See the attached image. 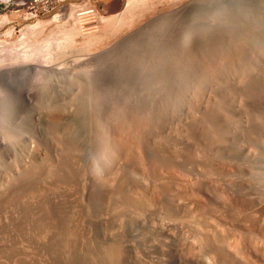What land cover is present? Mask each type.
<instances>
[{
  "label": "rangeland",
  "instance_id": "374dc122",
  "mask_svg": "<svg viewBox=\"0 0 264 264\" xmlns=\"http://www.w3.org/2000/svg\"><path fill=\"white\" fill-rule=\"evenodd\" d=\"M81 1L0 0V48L48 41L33 61L50 68L24 92L0 87V264H57L70 242L69 264L74 241L75 264H264V0H122L115 13L91 0L96 14ZM102 244L125 249L104 260Z\"/></svg>",
  "mask_w": 264,
  "mask_h": 264
},
{
  "label": "bare ground",
  "instance_id": "6f19581e",
  "mask_svg": "<svg viewBox=\"0 0 264 264\" xmlns=\"http://www.w3.org/2000/svg\"><path fill=\"white\" fill-rule=\"evenodd\" d=\"M132 1H133V0H128V2H127L128 4L126 3L127 6H129V5L132 3ZM124 10H128V7H127V9L125 8ZM200 12H201V11H200ZM0 15H1V14H0ZM219 15H220V14H216V12H215V14H212V15H211V21L213 22L214 18H216V17L219 18ZM1 17H2V21H3V22H4V21H8V19H9V18L6 19V18H7L6 15H3V16H1ZM0 19H1V18H0ZM4 23H5V22H4ZM203 23H204V22H203ZM1 24H2V23H1ZM34 27H35V26H33V28H34ZM27 28H28V27H27ZM27 28H26V30H27ZM24 29H25V28H24ZM28 29H30V28H28ZM9 30H10V29H9ZM63 30H64V34H62V35H63V37L66 36L65 39H66V38L68 39V36L71 35V34L74 32V29H73L72 27L67 28V29L65 28V29H63ZM63 30H62V31H63ZM24 31H25V30H24ZM30 31H31V29L29 30V32H30ZM32 31H33V30H32ZM60 31H61V30H60ZM5 32H6V31H5ZM5 32H4V33H5ZM8 32H9V31H8ZM29 32H28V33H29ZM10 33H11V32H10ZM23 33H24V32H23ZM25 33H26V32H25ZM5 34H6V33H5ZM30 34H31V33H30ZM7 35H10V34L7 33ZM26 35H27V33H26ZM64 35H65V36H64ZM23 36H24V34L22 35V32H21V37H23ZM29 36H30V35H29ZM60 36H61V35H60ZM26 38H27V37H26ZM26 38H23V40H16L17 42L19 41L18 43L8 44V45L3 46V47L0 48V87H3V88H5V89H7L8 92H10V91L12 92V90H17V92H24V91H26V90L28 89V88H27V87H28L27 84H29V83H27V80H28V82H30V81H31L30 79L33 78V77H32L33 75H32L30 72H31V71H33V73H34V72H36V73L38 72V74H39V72H41V71L47 69V66L44 65V64H42L39 60H38L39 63H36V62H34L33 60H34V56L38 55L37 57H39V56H40L39 54H40V53L42 54L43 51L46 50V48H47V46H48V45H47L48 41H47V42H46V41H44V42H41V41H40V44H37L36 46H33V45H31V43H30V42H31L30 39L27 40ZM61 38H62V37H61ZM5 39H6V38H5ZM5 39H4V40H5ZM7 39H8V38H7ZM25 39H26L27 41H29V43H28ZM44 39H45V38H44ZM48 39H49V37H48ZM65 39H63V40L65 41ZM69 39H70V38H69ZM69 39H68V40H69ZM71 39H72V38H71ZM2 40H3V39H2ZM2 40H1V41H2ZM4 40H3V41H4ZM240 40H241V39H240ZM3 41H2V42H3ZM42 41H43V40H42ZM49 41H50V40H49ZM241 41H242V40H241ZM244 41H245V40H244ZM2 42H1V43H2ZM14 42H15V40H14ZM8 43H9V40H8ZM38 43H39V42H38ZM238 43H239V42H238ZM2 44H3V43H2ZM2 44H1V46H2ZM4 44H5V43H4ZM34 44H35V43H34ZM48 44H49V43H48ZM50 44H51V43H50ZM219 44H220V43H219ZM18 45H21V47L19 46V48H18V47H17ZM241 46H242V44H241ZM246 46H247V45H246ZM246 46H244V47H246ZM239 48H240V47H239ZM217 49H218V48H217ZM240 49H241V48H240ZM242 50H243V49H242ZM46 51H47V50H46ZM216 51H217V50H216ZM239 51H240V50H239ZM237 52H238V51H237ZM237 52H235V54H236ZM242 52H243V51H242ZM7 53H8V54L10 53V54L8 55V57L6 56ZM27 53H28V54H27ZM238 53H239V52H238ZM238 53H237V54H238ZM19 54H20V55H19ZM44 54H45V51H44ZM216 54H217V53H216ZM233 54H234V53H233ZM237 54H236V55H237ZM239 54H240V53H239ZM239 54L236 56L237 58L234 57V61H235V59H238ZM42 55H43V54H42ZM42 55H41V56H42ZM240 55H241V54H240ZM41 56H40V57H41ZM234 56H235V55H234ZM37 57H36V58H37ZM208 57H209V56H208ZM213 58H214V57H213ZM37 59H38V58H37ZM39 59H40V58H39ZM240 59H241V57H240ZM221 60H224V59H221ZM232 60H233V59H232ZM214 61H215V60H214ZM216 61H217V60H216ZM228 61H230V60H228ZM228 61H227V62H228ZM236 61H237V60H236ZM239 61H240V60H239ZM239 61H238V62H239ZM231 62H232V61H231ZM240 63H241V62H240ZM240 63H239V64H240ZM214 64H215V63H214ZM234 64H235V62H234ZM236 64H237V62H236ZM244 64H245V63H244ZM215 66H216V65H215ZM245 66H246V64H245ZM217 67H218V66H217ZM232 67H233V66H232ZM248 67H249V66H248ZM209 68L212 69V67H209ZM218 68H219V67H218ZM228 68H229V67H228ZM230 68H231V66H230ZM49 69H50V68H49ZM49 69H47V70H49ZM51 69H53V71H50V73H51V72H53V73H57V72H58V74H59V72L62 70L60 63H58V64H56V65H53V67H51ZM226 69H227V68H226ZM231 69H232V68H231ZM236 69H237V68H236ZM221 70H222V69H221ZM243 70H245V69L243 68ZM243 70H242V71H243ZM247 70H248V69H247ZM229 71H230V70H229ZM242 71H240V72L242 73ZM245 71H246V70H245ZM45 72H47V71H45ZM68 72H70V71H68ZM215 72H217V71H215ZM219 72H221V71H219ZM240 72H237V73H240ZM243 72H244V71H243ZM41 73H42V72H41ZM41 73H40V74H41ZM47 73H48V72H47ZM63 73H65V72L63 71ZM226 73L228 74L229 72H226ZM234 73H235V72H234ZM250 73H252V72L250 71ZM40 74H39V75H37V74L35 75V74H34V77H35V76H39V77H40V76H43V75H40ZM42 74H44V72H43ZM65 74H67V72H66ZM223 74H224V73H223ZM235 74H236V73H235ZM244 74H245V72H244ZM244 74H242V75H244ZM253 74H254V73H253ZM56 75H57V74H56ZM56 75H54L55 77H53V78H57L58 75H57V76H56ZM61 75H62V74H61ZM70 75H71V74H70ZM70 75H69V76H70ZM219 75H220V74H219ZM229 75H231V73H230ZM233 75H234V74H233ZM238 75H239V74H238ZM246 75H248V73H247ZM250 75H251V74H250ZM71 76H72V75H71ZM71 76H70L69 78H71ZM216 76H217V75H216ZM67 77H68V76H67ZM218 77H219V76H218ZM231 77H232V76H231ZM236 77H237V74H236ZM239 77H240V76H239ZM239 77H238V78H239ZM250 77H252V75H251ZM35 78H36V77H35ZM64 78H66V77H64ZM64 78H63V80H64ZM69 78H67V79H69ZM219 78H220V77H219ZM229 78H230V76H229ZM234 78H235V76H234ZM241 78L243 79V77H241ZM244 78H245V76H244ZM246 78H247V77H246ZM248 78H249V77H248ZM71 79H72V78H71ZM221 79H222V78H221ZM221 79H219V80H221ZM230 79H232V78H230ZM236 79H237V78H236ZM242 79H240V80H242ZM252 79H253V78H252ZM252 79H251V80H252ZM41 80H42V78H41ZM53 80H54V79H53ZM53 80H52V81H53ZM55 80H57V79H55ZM55 80H54L53 82H55ZM237 80H238V79H237ZM240 80H239V81H240ZM247 80H248V79H247ZM33 81H34V80H33ZM33 81H31V82H33ZM58 81H59V80H58ZM58 81L56 82V83H57L56 85H58ZM64 81H65V80H64ZM71 81H73V79H72ZM66 82H67V81H66ZM223 82H224V80H223ZM242 82H243V80H242ZM247 82H248V81H247ZM247 82H245V83H247ZM34 83H35V82H34ZM59 83H60V82H59ZM67 83H68V82H67ZM216 83H217V82H216ZM251 83H252V82H251ZM30 84H31V83H30ZM54 84H55V83H54ZM186 84H187V82H186ZM189 84H190V83H189ZM33 85H34V84H33ZM66 85H67V84H66ZM70 85H72V84H70ZM70 85H69V86H70ZM191 85H192V84H191ZM245 85H246V84H245ZM249 85H250V84H249ZM38 86H39V85H38ZM38 86H37V87H38ZM60 86H61V85H60ZM188 86H189V85H188ZM37 87H36V88H37ZM40 87H41V86H40ZM54 87H55V86H54ZM257 87H258V85L255 86V88H257ZM262 87H263V85H262ZM32 88H33V87H32ZM64 88H66V87H64ZM67 88H68V87H67ZM84 88H85V87H84ZM260 88H261V87H260ZM38 89H39V88H38ZM40 89H43V88H40ZM54 89H55V88H54ZM69 89H70V88H69ZM186 89H187V88H186ZM43 90H44V89H43ZM56 90H57V87H56ZM59 90H61V88H60ZM82 90H83V89H82ZM250 90H251V89H250ZM252 90H253V89H252ZM252 90H251V91H252ZM255 90H256V89H255ZM258 90H259V89H258ZM5 91H6V90H5ZM39 91H40V90H39ZM54 91H55V90H54ZM253 91H254V90H253ZM256 91H257V90H256ZM8 92H7V93H8ZM40 92H42V91H40ZM40 92H39V93H40ZM77 92H78V91H77ZM83 92H84V91H83ZM257 92H258V91H257ZM260 92H261V91H260ZM263 92H264V91H263ZM78 93H79V92H78ZM84 93H85V92H84ZM88 93H89V92H88ZM253 93H254V92H253ZM59 94H60V93H59ZM247 94H249V93H247ZM258 94H260V93H258ZM66 95H67V94H66ZM263 95H264V94H263ZM0 96H1V95H0ZM72 96H74V95H72ZM253 96H254V95H253ZM5 97H6V96H5ZM70 97H71V96H70ZM255 97H257V96H255ZM76 98H77V97H76ZM248 98H249V97H248ZM258 98H259V96L257 97V99L255 98V100H258ZM67 99H68V98H67ZM73 99L75 100V97H73ZM71 100H72V98H71ZM80 100H81V99H80ZM83 100H84V99H83ZM263 100H264V99H263ZM67 101H69V100H67ZM252 101H253V100H252ZM259 101H261V100H259ZM259 101H258V102H259ZM1 102H2V103H1L0 105L3 106V101L1 100ZM76 102H77V101H76ZM256 102H257V101H256ZM258 102H257V103H258ZM71 103H72V101H71ZM72 104H73V103H72ZM83 104H84V103H83ZM79 105H80V104H79ZM4 106H6V105H4ZM0 107H1V106H0ZM260 108H261V106H260ZM0 110H1V109H0ZM0 113H1V111H0ZM85 113H86V112H85ZM83 117H85V116H83ZM83 119H84V118H83ZM80 120H81V119H80ZM84 123H85V122H84ZM84 123H83V124H84ZM87 123L89 124V122H87ZM67 125H68V124H67ZM91 125H92V123H91ZM65 126H66V125H65ZM85 126H87V125H85ZM81 127H82V126H81ZM89 127H90V126H89ZM0 132H1V131H0ZM4 134H5V133H4ZM0 136H1V135H0ZM2 136H4L3 133H2ZM0 138H1V137H0ZM2 139H3V138H2ZM120 140H121V139H120ZM130 142H131V141H130ZM124 143H125V142H124ZM126 143L128 144V142H126ZM118 144H119V143H118ZM78 145H79V144H78ZM120 145H122V144L120 143ZM129 145H130V144H129ZM118 146H119V145H118ZM125 147H126V145H125ZM70 148H71V147H70ZM121 148H122V147H121ZM208 148H209V147H208ZM76 149H78V148H76ZM76 149H74V151H75ZM82 149H83V148H82ZM130 149L132 150V148H130ZM79 150H80V148H79ZM71 151H72V148H71ZM76 151H77V150H76ZM122 151H123V150H122ZM72 152H73V151H72ZM128 152H129V151H128ZM208 152H209V151H208ZM126 153H127V152H126ZM116 167H118V166H116ZM127 168H128V167H127ZM52 169H53V168H52ZM115 169H116V168H115ZM118 170H119V169H118ZM122 170H123V168H122ZM126 170H128V169H126ZM112 171H113V169H112ZM123 171H124V170H123ZM57 172H58V171H57ZM115 172H119V171H117V169H116ZM54 173H56V172H54ZM54 173H53V174H54ZM123 173H124V172H123ZM125 173H126V172H125ZM108 174H109V173H108ZM55 175H56V174H55ZM57 175H58V173H57ZM110 175H111V174H110ZM113 175L115 176V174H112L111 176H113ZM116 175H117V174H116ZM123 175H124V174H123ZM111 176H109V178H110ZM105 177H106V175H105ZM101 178H102V177H101ZM106 178H108V177H106ZM58 179H59V178H58ZM99 179H100V177H99ZM99 179H98V180H99ZM103 179H104V178H103ZM110 179H111V178H110ZM110 179H109V180H110ZM112 179H114V177H112ZM112 179H111V180H112ZM115 179H116V178H115ZM115 179H114V180H115ZM125 179H126V178H125ZM125 179H124V180H125ZM60 180H61V179H60ZM64 180H65V179H64ZM67 181H68V180H67ZM77 181H78V180H77ZM80 181H81V180H80ZM83 181H84V180H83ZM99 181H100V180H99ZM105 181H106V180H105ZM107 181H108V180H107ZM50 182H51V181H50ZM60 182H61V181H60ZM64 182H65V181H64ZM102 182H103V181H102ZM102 182H101V183H102ZM51 183H52V182H51ZM68 183H69V181H68ZM107 183H108V182H107ZM107 183H106V184H107ZM110 183H111V182H110ZM115 183H117V182L115 181ZM59 184H60V183H59ZM103 184H104V183H103ZM56 185H57V184H56ZM113 185H114V184H112V186H113ZM117 185H118V184H116L115 186H117ZM103 186H104V185H103ZM58 187L60 188V186H58ZM130 187H131V186H130ZM106 188H107V187H106ZM131 188H132V187H131ZM136 188H137V187H136ZM122 189H124V187H122ZM128 189H129V188H128ZM55 190H56V189H55ZM119 190H120V189H119ZM137 190H138V189H137ZM51 192H52V189H51ZM51 192H50V195L55 194V191H54V193H52V194H51ZM119 192H120V191H119ZM122 192H123V191H122ZM136 192H137V191H136ZM56 193H57V192H56ZM115 193H116V192H115ZM120 193H121V192H120ZM123 194H124V193H123ZM130 194H131V193H130ZM34 195H36V194H34ZM50 195H49V196H50ZM118 195H120V194H118ZM118 195L116 196V199L118 198ZM133 195H135V194H133ZM139 195H140V194H139ZM139 195L137 194V196H139ZM44 196H45V194H44ZM46 196H47V194H46ZM49 196H48V197H49ZM121 196H123V195H121ZM141 196H142V195H141ZM36 197H37V196H36ZM48 197H47V198H48ZM109 197H110V196H109ZM123 197H124V196H123ZM133 197H134V196H133ZM34 198H35V197H34ZM42 198H43V197H42ZM47 198H46V201H47V200L49 201V199H47ZM52 198H54V197H52ZM120 198H121V197H120ZM135 198H136V197H135ZM138 198H142V197H137V199H138ZM7 199H8V198H7ZM7 199H6V200H7ZM29 199H30V198H29ZM43 199H44V198H43ZM50 199H51V197H50ZM116 199H115V200H116ZM142 199H143V198H142ZM27 200H28V199H27ZM44 200H45V199H44ZM112 200H114V199H112ZM48 201H47V202H48ZM122 201H125V200H122ZM6 202H9V200L6 201ZM137 202H139V201H137ZM140 202H141V201H140ZM45 203H46V202H45ZM119 203H120V202H119ZM57 205H58V204H57ZM114 205H115V204H114ZM116 205H118V204H116ZM116 205H115V206H116ZM122 205H123V204H122ZM124 205H125V204H124ZM55 206H56V205H55ZM58 206H59V205H58ZM58 206H56V208H57ZM60 207H61V205H60ZM50 208H51V207H50ZM50 208H49V207L46 208L47 211H48V209H50ZM52 208H53V207H52ZM68 208H69V207H68ZM120 208H121V207H120ZM44 209H45V208H44ZM44 209H43V210H44ZM58 209L60 210V212L58 211ZM58 209H57V211L55 210L56 213L59 212V213L61 214V213H62V212H61V211H62V208H61V209L58 208ZM47 211H45V214L48 213ZM63 211H65V210H63ZM123 211H124V210H123ZM126 211H127V210H126ZM128 212H129V211H128ZM56 213H55V214H56ZM59 213H57L58 216L53 215V216L57 217V218H55V219H59L58 217H60L62 220L66 219V217H67V216H65L66 213H62V214H61L62 217H61V215H59ZM116 213H117V212H116ZM120 213H121V212H120ZM120 213H119V216H120ZM126 213H127V212H126ZM129 213H130V212H129ZM53 214H54V211H53ZM64 214H65V215H64ZM124 214H125V212H124ZM116 215H117V214H116ZM127 215H128V214H127ZM139 215H140V214H139ZM63 216H65V218H64ZM128 216H129V215H128ZM68 217H69V216H68ZM68 217H67V218H68ZM121 217H122V215H121ZM71 218H72V217H71ZM117 218H118V217H117ZM68 219H69V221H70V217H69ZM68 219H66V220L68 221ZM72 219H73V221H72ZM72 219H71V221H72V223H74V218H72ZM66 220H65L64 222H66ZM113 220H115V219H113ZM113 220H112V221H113ZM42 221H43V220H42ZM42 221H41V222H42ZM58 221H59L61 224L63 223L62 225L68 223V222H67V223H64L63 221L61 222V220H58ZM58 221H54V222H52V224L54 225V224H55L56 222H58ZM34 222H36V220H35ZM39 222H40V221H39ZM39 222L37 221L36 224H35V223H33V221H32V224H35V226H37V228H38V227L40 228V226H39L38 224H41V223H39ZM59 222H58V223H59ZM113 222H114V221H113ZM42 223H44V222H42ZM58 223H56V225H57ZM114 223H115V222H114ZM116 223L118 224L117 220H116ZM69 224H70V222L67 224V225H68V228L71 227V225H72V224H70V226H69ZM119 224H120V222H119ZM41 225H42V224H41ZM43 225H45V223H44ZM74 225H75V224H74ZM100 225H101V224H99L98 226H100ZM33 226H34V225H33ZM45 226L48 227V225H45ZM50 226H51V224H50ZM50 226H49V227H50ZM65 226H66V225H64V227H65ZM72 226H73V225H72ZM101 226H102V225H101ZM41 227H42V226H41ZM51 227H52V226H51ZM53 227L56 229V226H53ZM53 227H52V228H53ZM74 227L76 228V226H74ZM104 227L106 228V226H104ZM111 227H113V226L111 225ZM54 228H53V229H54ZM59 228H60V226H57V229H59ZM66 228H67V227H66ZM68 228H67V230H68ZM71 228H72V227H71ZM71 228L68 230L67 233L70 234L69 231H71ZM98 228H99V227H98ZM114 228H115V227H114ZM116 228H117V225H116ZM116 228H115V230H117ZM118 228H121L120 225H119ZM41 229H42V228H41ZM41 229H39V230H41ZM47 229H48V228H44V230H47ZM50 229H51V228H50ZM55 229H54V232L57 231V229H56V230H55ZM64 229H65V228L62 229V227H61V229H59L58 232H59V233L62 232V231L64 232V231H65ZM72 229H73V228H72ZM107 229H108V228H107ZM109 229H112V228H109ZM122 229H125V228L122 226ZM42 230H43V229H42ZM51 230H52V229H51ZM75 230H76V229H75ZM99 230H100V229H99ZM104 230H105V229H104ZM104 230H103V231L100 230V231L103 232V233H105L106 230H105V232H104ZM113 230H114V229H113ZM113 230H112V231H113ZM47 231H48V230H47ZM118 231H120V230H118ZM118 231H115V232L118 233ZM123 231H124V230H123ZM40 232L42 233L43 231H40ZM40 232H39V235L41 234ZM45 232H46V231H45ZM52 232H53V231H52ZM52 232L50 233V231H49L50 234H52ZM115 232H114V233H115ZM125 232H126V231H125ZM59 233H56V235H58ZM71 233H72V232H71ZM103 233H102V235H103ZM109 233H111V231H110ZM120 233L122 234V232H120ZM42 234H44V232H43ZM46 234H47V233H46ZM60 234H63V233H60ZM65 234H66V232H65L63 235L65 236ZM105 234H106V233H105ZM118 234H119V233H118ZM118 234H117V235H118ZM39 235H38V236H39ZM44 235H45V234H44ZM52 235H55V234L53 233ZM70 235H71V234H70ZM117 235H116V237H117ZM124 235H125V234H124ZM42 236H43V235H41V238H42ZM46 236H48V235H46ZM46 236H45V238H46ZM59 236H61V238L63 237L62 235H59ZM66 236H69V235L66 234ZM66 236H65V237H66ZM72 236H75V234L73 233ZM107 236H108V235H107ZM118 236H119V235H118ZM52 237H53V236H52ZM52 237H48V238L51 239ZM65 237H64L63 239H65L66 242H68L67 239H71V238H72V237H66V238H65ZM120 237H123V235L120 236ZM124 237H126V236H124ZM43 238H44V236H43ZM43 238H42V239H43ZM45 238H44V239H45ZM54 238H55V236H54ZM57 238H58V242H57V244H58L59 241H60V244H59V246H60L61 244H63V243H62V242H63V239H59V237H57ZM57 238H56V240H57ZM73 238H77V236H75V237H73ZM104 238H105V235H104ZM104 238H103V239H104ZM108 238H109V237H108ZM105 239H106V238H105ZM109 239H110V238H109ZM112 239H113V238H112ZM112 239H111V240H112ZM120 239H121V238H120ZM123 239H124V238H123ZM126 239H127V238H126ZM46 240H48V239H46ZM61 240H62V242H61ZM65 240H64V241H65ZM73 240H76V239H73ZM101 240H102V239H101ZM106 240H107V239H106ZM106 240H104L105 243H104V241H103V242L100 241V243H101V242H102L103 244H106V242L108 243L109 240H108V241H106ZM49 241H50V240H48V242H49ZM52 241H53V238L51 239L50 242H52ZM70 241H71V243H73L72 240H70ZM77 241H78V239H77ZM115 241H116V240H115ZM121 241H122V240H121ZM121 241H120V242H121ZM45 242H47V241H45ZM50 242H49V243H50ZM97 242H98V241H97ZM97 242H96V244H100L99 242H98V243H97ZM110 242H111V241H110ZM110 242H109V243H110ZM112 242H113V244H115L114 241H112ZM116 242L119 243V241H116ZM49 243H45L46 245L48 244V246H47L48 248H46V250H48V251L50 250V248H49L50 244H49ZM52 243H54V245H55V243H56V242H55V239H54V241H53ZM69 243H70V242L67 243V246H66L64 252H63V250H62L63 254L65 253V254H64V259H65V261H66L65 255H66V256L68 255V254H66V251L69 250V249H67V247H70V246H69ZM77 243H78V242L75 243V241H74V243H73L74 245L72 244V246L75 247V252L73 253V254H75V255L71 254L72 252H70V254H71V255H70L71 257L69 256L70 258H72V255L78 257V249H79V248H78V246H77ZM109 243H108V245H110ZM123 243H124V242H122V244H123ZM57 244H56V245H57ZM64 244L66 245L65 242H64ZM64 244H63V245H64ZM75 244H76V246H75ZM103 244H102L101 247L98 248V249L101 248L100 250L97 249L98 252H100V251L103 250V249H102ZM124 244H125V243H124ZM51 245H52V244H51ZM54 245H52V246H50V247H52V249H55V248H53ZM56 245H55V246H56ZM65 245H64V246H65ZM70 245H71V244H70ZM108 245H106V246H108ZM111 245H112V244H111ZM117 245H118L119 247H121L120 249H122V248L125 249L123 245H122L123 247L120 246L121 244H120V245H119V244H116V246H115V245H114V246H115V247H118ZM55 246H54V247H55ZM59 246H58V247L56 246V250L59 248ZM64 246H63V247H64ZM98 246H99V245H98ZM112 246H113V245H112ZM112 246H109V247L112 248ZM125 246H126V245H125ZM60 247H61V246H60ZM74 247H72V248H74ZM96 247H97V245H96ZM104 247H105V246H104ZM109 247H108V249H110L111 251H112L113 248H115V247H113V248L111 249V248H109ZM119 247H118V248H119ZM76 248H78V249L76 250ZM105 248H107V247H105ZM105 248H104V250H106V252L108 251V255H110L113 251H114V252L118 251V249L116 248L117 250H114V249H113V251L109 254V251H110V250L105 249ZM60 249H62V247H61ZM63 249H64V248H63ZM87 249L89 250V248H87ZM87 249H86V250H87ZM120 249H119V250H120ZM56 250H55V251L51 250V252H52V251L54 252V255H53V253L51 254V253L49 252V253H50V256L52 255V256H55V257H56L57 254L55 255V252L60 251V250H57V251H56ZM69 251H71V247H70V250H69ZM69 251H68V253H69ZM76 251H77V254H76ZM92 251H94V250H92ZM92 251H90V252H92ZM95 251H96V250H95ZM95 251H94L93 253H96V254H93V253H92L91 255L89 254V251H87L88 256L98 255V253L95 252ZM124 251H125V250H123V251L121 250L122 254H124V253H123ZM128 251H129V250H128ZM119 252H120V251H118V253H119ZM125 252H126V251H125ZM57 253H58V252H57ZM85 253H86V252H85ZM87 253L85 254V257L87 256ZM101 253H103V251H102ZM104 253H105V252H104ZM104 253L101 254V255H102V257H103L104 260H105V259L107 258L108 255L106 256V254H105V257H104V256H103ZM116 253H117V252H116ZM116 253H115V254H116ZM58 254H59V253H58ZM60 254H61V251H60ZM60 254H59V255H60ZM99 254H100V253H99ZM113 254H114V253H113ZM120 254H121V253H120ZM122 254H121V255H122ZM128 254H130V252H128ZM128 254H127V252H126V255H128ZM133 254H134V253H133ZM61 255H62V254H61ZM61 255H60V256H61ZM101 255H98V256H99L100 258H102ZM124 255H125V254H124ZM124 255H123V256H124ZM115 256H116V255H115ZM118 256H119V255H117L116 259L114 258V255H113V257L111 256V257L113 258V260H112V258H111L110 256H108L109 259H106V260H105V261H106L105 263L107 264V262H110V259H111V260H112V263H111V264H118V263H117V258H118ZM131 256H132V253H131L130 257H131ZM61 257H62V256H61ZM61 257H57V258H60V259H58V262H59V260L62 259ZM77 257H76V258L73 257V258H74V259H77ZM93 257H95V256H92V259H94ZM99 257H98V258H99ZM121 257H122V256H119L120 259H121ZM53 258H54V257H52V259H53ZM67 258H68V257H67ZM70 258L67 260V263H69V264H75L76 262H74L73 260H72V261H73L74 263H70V262H68V261L71 260ZM73 258H72V259H73ZM78 258H80V257H78ZM87 258H88V257H87ZM87 258H86V259H87ZM89 258H90V260H92L91 257H89ZM89 258H88V259H89ZM96 258H97V256H96ZM123 258H126V260H127V257H122V259H123ZM133 258H134V257H133ZM133 258H132V259H133ZM88 259H87V260H88ZM114 259L116 260L115 263L113 262ZM87 260H86L85 262H87V263H88V262H89V263L91 262V264H92V263L94 264L95 262H97V261H95V260H97V259L93 260V262H92V261H87ZM108 260H109V261H108ZM128 260H129V258H128ZM134 260H135V259H134ZM53 261H54V263H55V261H56L55 258H54ZM61 261H62V260H61ZM65 261L63 260V261L61 262V264H62L63 262H65ZM72 261H71V262H72ZM75 261H77V260H75ZM94 261H95V262H94ZM99 261H100V259H99ZM119 261H120V260H119ZM121 261H122V260H121ZM137 261H138V260H137ZM58 262H56V263L59 264ZM78 262H79V261H78ZM78 262H77V263H78ZM83 262H84V261H83ZM85 262H84V264H86ZM103 262H104V261L102 260V261L100 262V264H101V263L104 264ZM124 262H126V261H124ZM135 262H136V261H135ZM89 263H88V264H89ZM126 263H127V262H126ZM130 263H131V261H130ZM80 264H83V263L80 261ZM97 264H99V263L97 262ZM109 264H110V263H109ZM121 264H125V263H123V261H122ZM133 264H134V263H133Z\"/></svg>",
  "mask_w": 264,
  "mask_h": 264
},
{
  "label": "crops",
  "instance_id": "0c3cea01",
  "mask_svg": "<svg viewBox=\"0 0 264 264\" xmlns=\"http://www.w3.org/2000/svg\"><path fill=\"white\" fill-rule=\"evenodd\" d=\"M107 13H115L122 3V0H96Z\"/></svg>",
  "mask_w": 264,
  "mask_h": 264
},
{
  "label": "built area",
  "instance_id": "2783aa9c",
  "mask_svg": "<svg viewBox=\"0 0 264 264\" xmlns=\"http://www.w3.org/2000/svg\"><path fill=\"white\" fill-rule=\"evenodd\" d=\"M57 1H63V0H57ZM72 6H74L72 4ZM76 8H79L82 10L83 13L87 14H96L97 13V7L91 0H83L75 6Z\"/></svg>",
  "mask_w": 264,
  "mask_h": 264
}]
</instances>
